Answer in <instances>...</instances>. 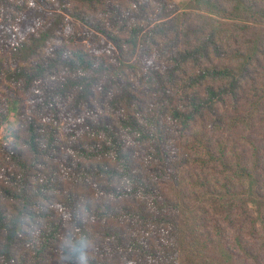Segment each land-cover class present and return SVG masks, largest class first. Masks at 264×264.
Segmentation results:
<instances>
[{
  "label": "trees",
  "instance_id": "1",
  "mask_svg": "<svg viewBox=\"0 0 264 264\" xmlns=\"http://www.w3.org/2000/svg\"><path fill=\"white\" fill-rule=\"evenodd\" d=\"M20 1L0 264H264V0Z\"/></svg>",
  "mask_w": 264,
  "mask_h": 264
},
{
  "label": "rangeland",
  "instance_id": "2",
  "mask_svg": "<svg viewBox=\"0 0 264 264\" xmlns=\"http://www.w3.org/2000/svg\"><path fill=\"white\" fill-rule=\"evenodd\" d=\"M23 1L24 2L20 1L18 3H20L21 5L25 4L27 7H30V8L33 7L30 11L33 10V12H34V11H36L39 8V6H37L36 3H35L36 0H23ZM187 1L188 0H174L176 5L186 4ZM47 3H49L50 5L46 4V6L48 8H51V5L54 4L55 1L54 0H48ZM38 16L39 17H43V16H40V14H38ZM39 17L36 18V16L34 15L33 20L29 21L28 23L24 22V19H25L24 16H22L20 18V20L13 27V29H14V31L16 33V37L18 39L17 41L25 40L27 38V36L29 34H31L36 27H38L40 21L42 20V18H39ZM50 18H52V17H50ZM69 26H70L69 23L65 22V26H64V29H63L64 30L63 31L64 32L63 33L64 36H67L69 34V32H70V27ZM89 46H90V48L92 50V53H94V54H99L100 55L103 52H105V51H102L100 46H96V45H93V44H90ZM104 55H106V54H104ZM106 56L109 57L110 59H112V57L109 55V53ZM7 97H8L7 96V92L4 91L3 92V98H2L3 99L2 100L3 101L2 104L0 102V114H2V115L5 113V107H6L5 101H8ZM16 112L17 111L10 112L8 114V120L0 125V142H2L3 139H5V138H7L9 136V129L11 127V124H13L14 121H16V118H17Z\"/></svg>",
  "mask_w": 264,
  "mask_h": 264
}]
</instances>
